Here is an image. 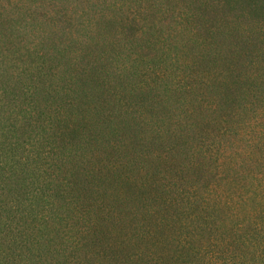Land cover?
<instances>
[{"label":"rangeland","instance_id":"rangeland-1","mask_svg":"<svg viewBox=\"0 0 264 264\" xmlns=\"http://www.w3.org/2000/svg\"><path fill=\"white\" fill-rule=\"evenodd\" d=\"M261 115L264 0H0V264L235 262L189 214Z\"/></svg>","mask_w":264,"mask_h":264},{"label":"trees","instance_id":"trees-1","mask_svg":"<svg viewBox=\"0 0 264 264\" xmlns=\"http://www.w3.org/2000/svg\"><path fill=\"white\" fill-rule=\"evenodd\" d=\"M261 117L264 119V115H261ZM263 126L264 120L260 125L261 130ZM18 145L20 146V151L15 146V150H13V155L17 156L15 161L17 167L19 163L30 160L27 148L22 147L20 144ZM46 153L44 154L46 155ZM32 157L34 159V156ZM245 160L248 161V167L245 171L247 175L251 174L253 162L258 166H264V161L259 160L256 162L250 151L237 152L230 159L229 165H232L229 167L225 166L224 162H221L219 166L220 174L225 177H218V180L213 181L208 191L202 195V205H198L201 208V212L197 211L196 207L195 211L197 212L189 214V218L192 219L189 225L201 224L200 228L206 229L210 223L215 225L217 221L222 222L223 219H218L217 213L220 208H223L228 212V215L236 219L235 224L229 226L225 231V233H228L227 235H218L214 238L218 240L217 244L219 247L221 245L226 246L223 247V251L226 252V259H229L231 255L235 262L228 260L230 264L240 261H243V264H264V175L251 174L254 177L249 178L244 173L243 177L248 178L243 179L240 176L242 173L239 174V167ZM26 166L29 165L27 164ZM229 175L233 177H228ZM224 185L225 187H223ZM193 188L192 190H194ZM192 190L187 199L192 198ZM227 247L232 248L227 250ZM202 248L205 249V247L200 246L197 251H194L192 247L193 251L191 254L198 257V253Z\"/></svg>","mask_w":264,"mask_h":264}]
</instances>
